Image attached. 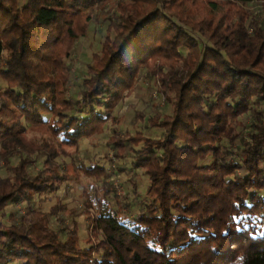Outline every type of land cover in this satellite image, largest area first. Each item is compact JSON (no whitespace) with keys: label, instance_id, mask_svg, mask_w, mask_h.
I'll return each mask as SVG.
<instances>
[{"label":"trees","instance_id":"obj_1","mask_svg":"<svg viewBox=\"0 0 264 264\" xmlns=\"http://www.w3.org/2000/svg\"><path fill=\"white\" fill-rule=\"evenodd\" d=\"M254 3L264 7V0H0V161L9 173L0 177V264H264V110L247 137L236 131L264 102V24ZM97 17L107 22L101 49L75 83L68 60ZM143 70L170 112L135 116L160 138L110 135L120 170L132 166L148 180L142 196L132 179L127 216L104 166L70 173L61 159L76 160L83 141L120 125L115 111ZM36 128L46 133L30 136ZM72 176L88 180V247L76 222L52 228L61 207L38 206ZM11 205L27 212L16 220Z\"/></svg>","mask_w":264,"mask_h":264},{"label":"rangeland","instance_id":"obj_2","mask_svg":"<svg viewBox=\"0 0 264 264\" xmlns=\"http://www.w3.org/2000/svg\"><path fill=\"white\" fill-rule=\"evenodd\" d=\"M253 16L261 23L264 24V7L259 3L250 5ZM107 22L97 17L93 20L89 29L88 36L77 42L75 49L68 60V64L73 72V82L78 83L81 80L82 75L86 71V65L92 62V57L95 53H98L101 49L102 39L105 35ZM6 87V83L0 79V90ZM264 110V102L259 103L255 111L249 112L239 119L241 125L237 127L236 131L242 133L244 137H247L250 130L248 126L256 121V117L260 111ZM139 111H144L147 116H154L157 112L162 114H168L170 107L167 105L164 97L159 93V84L156 78L152 77L143 70L139 76L137 82L136 91L128 97L115 111V117L120 120V125L114 127L111 124L106 126L104 134L95 137L92 140H85L82 142L83 153L78 156L76 160L71 158L61 159L64 163L63 171H72L75 166L85 164L89 166L92 162H97L104 166L111 174V178L108 183L113 185L116 194L119 197L121 204L132 203L134 199L133 190L134 187L131 184L133 178H135L140 193L142 196L148 186V180L140 170H134V168L128 167L125 172H122L119 165L114 161V149L108 146V140L113 133V129L118 130V134L123 136L126 132H130L133 135L136 130L143 131L150 138H160L161 133L153 128H149L146 123L134 124V119ZM245 128H244V126ZM46 133L44 128L32 129L30 136L40 137L41 134ZM228 151L232 152L236 157V145H232L229 140H225L222 143ZM17 159L14 163H17ZM41 164H38L36 169L40 170ZM136 173H138L137 176ZM9 175L4 163L0 161V177H7ZM88 186V180L84 177L83 184L80 185L76 182L75 177L72 176L71 181L68 184L62 186L61 190L55 194L46 196L47 201L43 204L38 203L41 206L43 212H49L55 206L61 207L60 213L53 217L52 228L55 231H64L68 228H72L73 222L78 225V230L81 238V244L83 247H88L85 240L88 237L89 227L91 226V219L89 213L86 211L85 187ZM91 193V191L89 190ZM93 194V193H91ZM115 207L118 204L114 203ZM125 207V206H124ZM8 213H15L16 220L27 212L26 205H11L8 208ZM124 213L127 216H133L132 210L128 207L124 208ZM93 215V212H91ZM11 222L10 220H8ZM62 239L65 241V235H62Z\"/></svg>","mask_w":264,"mask_h":264}]
</instances>
